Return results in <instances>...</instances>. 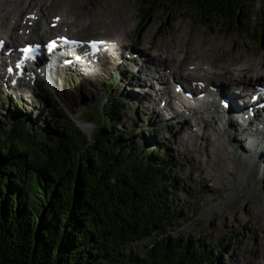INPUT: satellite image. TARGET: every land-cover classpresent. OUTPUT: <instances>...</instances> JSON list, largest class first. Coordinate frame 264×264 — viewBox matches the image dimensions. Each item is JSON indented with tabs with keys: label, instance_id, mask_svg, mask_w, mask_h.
I'll list each match as a JSON object with an SVG mask.
<instances>
[{
	"label": "trees",
	"instance_id": "1",
	"mask_svg": "<svg viewBox=\"0 0 264 264\" xmlns=\"http://www.w3.org/2000/svg\"><path fill=\"white\" fill-rule=\"evenodd\" d=\"M138 2L144 18L187 15L264 40L256 0ZM111 91L86 114L92 139L66 115L60 131L26 129L23 117L0 130V264H213L205 248L172 236L183 218L179 163L117 130L126 105Z\"/></svg>",
	"mask_w": 264,
	"mask_h": 264
},
{
	"label": "rangeland",
	"instance_id": "2",
	"mask_svg": "<svg viewBox=\"0 0 264 264\" xmlns=\"http://www.w3.org/2000/svg\"><path fill=\"white\" fill-rule=\"evenodd\" d=\"M40 1L35 0L27 12L35 6L40 7ZM138 1L56 0L51 8L47 6L48 1L44 6L49 9L45 11L46 20L66 10L80 25L92 20L95 24L84 31L77 26L72 27V31H79L77 38L80 39H120L127 50L132 47L134 52L144 54L143 56L150 59L154 58V61L158 55L155 51L156 46L163 48L167 45L168 48L176 49L177 59L173 61L169 58L171 61L158 62L159 69L162 65H167L163 67L167 70L177 68L180 64L176 61L185 60L183 62L185 70H188V66H195L196 62H200L202 67L193 78L204 83H221L225 80L253 86L259 81H264L247 70L253 63L255 64L253 68L259 64L264 68L262 37L251 31L246 35L228 36L218 28L210 29L201 25L200 21L188 18L187 15L176 13L169 15L164 11L144 18ZM259 12L264 13V0H256L253 13ZM97 20L100 22L99 25ZM114 20L125 24L120 25L121 27L118 25L119 27L116 26L115 29L109 23H113ZM17 44L20 43L16 42L15 45ZM124 49L114 61L109 60L106 63V68L98 75V81L90 79V82H83L82 79L86 78L78 76L71 70L62 69L60 75L55 77L59 87L64 86V97L59 94L58 89L55 90L54 83L47 79L44 81L40 79L41 85H37L35 93L31 96L26 93L24 101L19 98L17 92L13 94L12 90L6 93V88H3L0 96V130L7 129L15 117L24 116L29 128L36 127L42 132L60 131L61 120L67 114L74 119L83 134L91 139L95 125L89 122L86 114L99 100L106 97L110 84H114L112 96L119 97L126 105L124 119L117 130H134L135 135L131 141L133 146L144 147L148 151L158 149L160 155L168 154L179 163L173 176L178 177L179 181L183 180L179 184L178 192L179 204L183 207V218L174 226L172 236L188 241L196 248H202L201 250L205 248L203 251L209 252L208 260L213 264H246V261L264 264V178H252L249 185L239 184L242 185L239 186L241 188L235 190L233 181L236 178L237 167L242 162L238 161V157L241 156L239 153L235 157L232 156L233 164L232 160L228 163L233 175L227 176L223 170L218 171L215 165L217 156L213 147L219 143L229 144V138L222 137L220 125L216 129L204 124L198 126L195 118L189 117L188 125L191 130L193 128V131L197 132L196 137L199 138L193 142V136L187 137L189 130L184 135L176 134L180 123L166 121L161 115L160 119L154 117L153 110L159 112L160 108L157 107L163 106L165 98L162 99L163 103L162 100L157 101L152 107L150 104L146 106L144 102L142 103L143 94L134 85L135 75L132 74L138 69L136 65L142 62L125 58ZM204 65H211L217 70L207 74L208 77H200ZM226 67H229L230 72L225 69ZM259 70L260 68L253 69L254 72ZM181 74L184 75V72ZM62 77L66 80H62ZM143 79L145 78L140 76V80ZM149 88L141 89L144 92ZM173 90L171 84V91ZM165 112L167 114V111ZM44 120L46 124H42ZM234 123L235 127L239 120ZM214 130L216 135H213ZM203 133L211 137H199ZM230 139L234 144L238 143L236 140L234 142L233 138ZM183 144H187L189 148L186 150ZM207 145L210 146L206 151L204 147ZM236 146L240 147L238 144ZM201 165L205 168L204 172L201 171ZM261 170L262 163L259 172ZM258 253L260 255H257Z\"/></svg>",
	"mask_w": 264,
	"mask_h": 264
},
{
	"label": "bare ground",
	"instance_id": "3",
	"mask_svg": "<svg viewBox=\"0 0 264 264\" xmlns=\"http://www.w3.org/2000/svg\"><path fill=\"white\" fill-rule=\"evenodd\" d=\"M47 1H48L47 6L49 8H51L54 5V3H56V0H47ZM47 1L41 0L40 1L41 3L39 4L40 7H37L36 9L37 13L41 16V18L45 17L43 10L46 11L48 8L44 6L45 2ZM57 1H61V0H57ZM33 3H35V0H0V20L3 19L5 22H7V24H8V21H11V20L20 21V13L23 12L25 8L31 6ZM68 12L69 11L66 10L63 13H61V15H59L61 16V21L63 22L62 23L63 26H66L67 24L70 23ZM9 15H13V16H9ZM39 23L40 21L36 23V26ZM74 23H77L76 19H74ZM99 23H100L99 20H97L98 25ZM109 23L114 28L118 25L120 26V25L125 24V22H115V20L113 21V23L112 22H109ZM94 24L95 23L92 20L91 21L88 20L81 24L80 29L81 31H84ZM5 27L6 29L4 30L0 25V34H1L0 40L4 39L6 41L7 49L14 47L13 46L14 41H17V42L24 41V37L21 38L18 36V34H16L17 27H15L14 24L11 23L10 27H7V26ZM34 31L38 35V38H42L41 37L42 34L46 32L44 30H37V29H34ZM48 35L50 34L47 33V36ZM32 38L35 40V35H32ZM111 41L113 42L114 45L110 48L111 54L109 55V57H113L112 61H114L116 52L120 50V48L123 47L124 45L120 39L111 40ZM155 51L158 54L155 57V61H154V58L150 59L149 57L142 55L143 57H145L146 61L143 64V66L139 68V71L137 73L136 72L134 73L135 75L134 85L137 86V88L141 90V93L143 94V96H141V99L143 100L142 103L144 102L145 105L150 104V107H152L153 105L157 103L158 100H160L161 98H165L167 101L165 105V110L167 111V114H168L167 116H165V118L167 120H170L169 122L175 121L177 123H180V126H178L179 128H177L176 130V134L184 135V133L189 130L190 132L188 133L187 137L191 138L193 136L192 140L193 142H195L196 138L199 139L198 137H196L198 134L194 132L193 130H191V127L188 125L189 118L187 115H185L180 110L181 107H179V110L175 107L174 101L177 100V97H179V95H177L176 90L171 92L170 87H169V78L171 76L173 77V79H184L186 76L185 74L184 75L181 74L182 71L188 72L190 75L196 76L198 75L197 70L200 69L202 65L200 64V62H196L194 64L195 69L192 71H189V70L184 69L183 62L185 60H178L176 62H178L180 66L178 65L177 68L167 67L171 69V72L169 75L165 73L167 72V69L163 68V67H166L167 65H162L160 66L161 68L159 69L158 62H163V61L166 62L167 60L169 61L176 60L178 56V55L176 56L177 54L176 49H173V48L171 49V47L168 48L167 45H165L163 48L160 46L159 47L156 46ZM15 54H16V51H13L12 56ZM106 58L107 57H105V59ZM131 60H136L137 62L139 61L137 58H131ZM100 65L102 66L101 68H98V66L90 67L84 64H73L72 66L74 68V71L81 74V76H83L84 78H86L88 82H90V79H93V81H98L99 79L98 75H100L101 70H103L106 67L103 64V62ZM149 65H152L153 67ZM233 65H235V63ZM136 66L138 67L140 66V64ZM254 66L255 64L253 63V65L249 67L247 70L253 72L258 79H264V73H263L264 68L262 64H259L256 68H253ZM65 67L66 66L63 64V60L62 59L59 60V56H56L55 63L49 64V60H46L43 63H41L39 66H37V68L41 69V73L44 74L43 76L45 77V79H47L48 81L50 80V83L51 82L54 83L55 90L58 89L59 94H61L62 97L65 96L64 86L62 88L59 87L58 81L56 82L55 76L60 75L61 70L64 69ZM83 67H86V70H83L82 69ZM207 67H208L207 68L208 72L216 69L215 67L211 65H207ZM205 68H206V65L203 66L201 72H205L206 71ZM228 68L229 67H226L225 69L229 71ZM259 68L260 70L258 72L253 71V69H259ZM30 71H35V68L33 65L30 66ZM140 76H143L145 79L140 80ZM62 80L65 81L66 78L62 77ZM38 81L40 82V80ZM157 83H159L162 87H164V89L162 90V88H159V89L156 88L155 84ZM30 84H31L30 81L27 82L26 79H24L21 81L20 87L17 89L18 96L23 101L25 99L26 93L30 94L29 96L35 93L31 91L33 87ZM175 84H178V83H175ZM149 85L153 86V88H151V86ZM255 85H260V84H255ZM209 86L210 85H208V87ZM213 86L218 87V89L221 90L220 95H216V93H211L209 96L208 103L203 104L201 101V104H202L201 106L196 107L194 105L192 106L189 104L187 107L185 106V108H187L186 111H189L192 113L191 114L192 117H196L195 120H196L197 125L199 126L201 124H204L205 126L209 125V127L211 128L213 127V129L214 128L216 129V127L220 125L221 131H222V137L229 138V144L219 143V145H216V147H213L215 148V152L217 156L215 165L217 166V169L219 172L223 170V173L225 175L227 176L233 175V170L229 167L228 163L230 162V160L234 159L236 154L239 153V155H241L239 157L237 156L239 158L238 161L240 160L242 162L237 167L238 171L236 172V178L233 181L235 190L236 189L239 190V188H241L239 186H242L239 184L247 183V185H249L248 183L250 182L252 178H255V177L262 178V179L264 178V128H263V123L260 122V123H256L252 125L254 120H251L250 122L242 124L241 121L239 120L241 116L242 117L245 116V113H244L245 110L249 106H252L249 102V97L251 99L252 95L256 93V90H255L254 85L253 86L250 85L251 89L254 90V92L252 93V90L249 88L247 84H237L236 81L228 82V81L223 80L219 85H213ZM241 86H243L244 88L240 89ZM142 87H148V88L150 87V88L147 91L143 92L142 91L143 89H141ZM223 98H228L230 100L231 102L230 107H232L231 114L228 109H225L222 106L221 102ZM153 112H154V117L156 116L157 119L158 118L160 119V115L162 117L163 112L161 111V109L159 112L154 109ZM199 113H201L200 116H199ZM237 120H239V124L235 125L234 127V124H235L234 121L236 122ZM255 120H259V118ZM193 134H195V136ZM213 135H216V130H214ZM202 136L211 137V135H208L207 133H203L199 137H202ZM230 138H233L234 142L235 140L238 141V143L235 142L234 144ZM236 144H238L240 147H237ZM186 145L183 144L182 146H184L187 150L189 147ZM209 146L210 145H207L204 147L206 151L209 149ZM245 147L249 150H246ZM243 149H245V151H243ZM232 156L234 157L232 158ZM261 156H263V158ZM261 163H262L263 170L259 172ZM232 164H233V160H232ZM201 171L202 172L205 171V168L202 165H201ZM257 255H260V253H258ZM246 262H247L246 264H252V261L249 263L248 261Z\"/></svg>",
	"mask_w": 264,
	"mask_h": 264
},
{
	"label": "snow or ice",
	"instance_id": "4",
	"mask_svg": "<svg viewBox=\"0 0 264 264\" xmlns=\"http://www.w3.org/2000/svg\"><path fill=\"white\" fill-rule=\"evenodd\" d=\"M92 46H93V47H96V44L94 43Z\"/></svg>",
	"mask_w": 264,
	"mask_h": 264
}]
</instances>
